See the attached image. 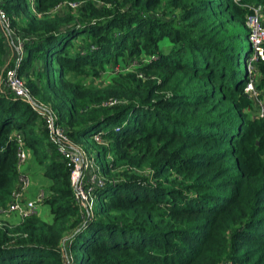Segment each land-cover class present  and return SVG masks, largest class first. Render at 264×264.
Wrapping results in <instances>:
<instances>
[{
	"label": "trees",
	"instance_id": "16d2710c",
	"mask_svg": "<svg viewBox=\"0 0 264 264\" xmlns=\"http://www.w3.org/2000/svg\"><path fill=\"white\" fill-rule=\"evenodd\" d=\"M256 5L264 24V0H0L18 75L97 146L106 179L84 214L44 116L0 93V211L20 178L16 135L51 181L50 221L0 217V264H264V117L246 93L264 94V61L248 69ZM10 51L0 24V71Z\"/></svg>",
	"mask_w": 264,
	"mask_h": 264
},
{
	"label": "built area",
	"instance_id": "2783aa9c",
	"mask_svg": "<svg viewBox=\"0 0 264 264\" xmlns=\"http://www.w3.org/2000/svg\"><path fill=\"white\" fill-rule=\"evenodd\" d=\"M34 3L35 0H30ZM77 8V4L66 3L59 7ZM255 13L248 19V28L250 31L249 41L253 49V56L250 59L249 72L254 71V64L259 61H264V24L262 21L261 7H255ZM0 24L4 35L8 38V45L10 50H22V43L18 40L17 44L14 43V34L11 31L10 20L6 14L0 9ZM20 57L16 63L6 71L4 84L0 88L1 92H10L14 96L29 102L41 115L44 116L47 128L50 132V139L57 145L58 152L63 160L71 170V181L75 195L76 202L78 203L81 211L88 214L93 211L96 204L93 196V191L105 185L106 179L103 177L101 167L95 159H89L88 154L84 148L76 143L59 124L58 115L48 106L40 104L34 99L29 89L26 87L24 80L18 75L20 67ZM246 93L249 94L259 106V116L264 117V95L260 98L256 85L251 81L247 88ZM19 152H18V166L20 172L19 182L16 189L12 193L11 202L6 210L0 211L1 213L10 215L17 214L21 221L36 214L37 207L45 199V193H40L35 200L25 201L24 194L30 188L31 183L23 172L24 165L28 159V151L25 148L24 138L21 134L16 135ZM98 144H103L100 136L95 137Z\"/></svg>",
	"mask_w": 264,
	"mask_h": 264
},
{
	"label": "rangeland",
	"instance_id": "374dc122",
	"mask_svg": "<svg viewBox=\"0 0 264 264\" xmlns=\"http://www.w3.org/2000/svg\"><path fill=\"white\" fill-rule=\"evenodd\" d=\"M255 7H260L259 5H256ZM62 12H66L68 11L69 9L67 7H62L61 8ZM247 47L248 48H251V43L250 41L248 40L247 41ZM19 56H23V51L22 50H18V51H15L12 49V51L9 52L8 54V59H6V61L8 62L7 65H5L1 71H0V88L3 86L4 84V79H5V74H6V71L8 69H10L15 63L16 61L18 60V57ZM249 66V65H248ZM248 69L251 70V68L249 67ZM118 70V68L116 69H113V68H109V71L108 73H106V77L104 78V80L102 82L106 80H108L109 78H111V75L113 74V72H116ZM0 93H2L0 91ZM264 95V94H263ZM39 102V101H38ZM40 104H42L41 102H39ZM259 106L258 104L256 103V107L254 109V113L253 115H257L259 113ZM87 140V139H86ZM81 145V144H80ZM84 150L86 151V153L88 154V158L89 159H95L99 165L100 164V160L98 158L99 156V153H98V148L96 145H94L93 143H91L90 141H85L83 145H81ZM27 167V170L29 172V174H27V172H24L26 174V176H28L29 180H30V183H31V186L30 188L26 191V193L24 194V200L25 201H29V200H35L36 197L35 195L37 193H40V192H43L45 193V195H47L48 191H49V188L51 186V181L46 178L43 173H42V169L39 167V165L37 164L34 156L32 155V153H28V159L24 165V167ZM99 200L96 198V203L98 204ZM36 214L38 216H40L43 220H48L50 221L51 219V215H50V208L48 206H43V205H39L37 207V212ZM10 215H13V214H10ZM10 215H1L0 217L4 220L7 219V217H9ZM17 215V214H16ZM17 219V218H16ZM20 219V218H19ZM21 220V219H20ZM9 221V220H8ZM13 221V220H12ZM17 223V222H15ZM14 223V224H15Z\"/></svg>",
	"mask_w": 264,
	"mask_h": 264
},
{
	"label": "crops",
	"instance_id": "0c3cea01",
	"mask_svg": "<svg viewBox=\"0 0 264 264\" xmlns=\"http://www.w3.org/2000/svg\"><path fill=\"white\" fill-rule=\"evenodd\" d=\"M23 172H27V174H29V172H28L26 166L23 168ZM40 193H42V192H40ZM40 193H37V194L35 195V197H37ZM16 218H17V219H16ZM19 218H20V217H19L18 215L13 214V215H10L9 217H7L6 221L9 220V221H8L9 223H15V222H17L16 224H18V223L22 222ZM12 220H13V221H12Z\"/></svg>",
	"mask_w": 264,
	"mask_h": 264
}]
</instances>
